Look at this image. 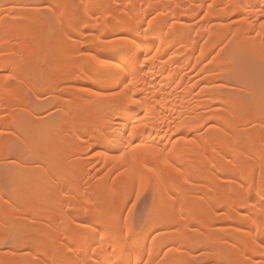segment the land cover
I'll list each match as a JSON object with an SVG mask.
<instances>
[{
	"label": "bare ground",
	"instance_id": "1",
	"mask_svg": "<svg viewBox=\"0 0 264 264\" xmlns=\"http://www.w3.org/2000/svg\"><path fill=\"white\" fill-rule=\"evenodd\" d=\"M262 23L264 0H0V264H264Z\"/></svg>",
	"mask_w": 264,
	"mask_h": 264
},
{
	"label": "snow or ice",
	"instance_id": "2",
	"mask_svg": "<svg viewBox=\"0 0 264 264\" xmlns=\"http://www.w3.org/2000/svg\"><path fill=\"white\" fill-rule=\"evenodd\" d=\"M260 27L262 29H264V23H262L260 25ZM8 78L9 79H12L13 77L12 76H9ZM133 103H136V101H133ZM141 126H144V125H141ZM136 130H137V128L136 127H133L132 134H135ZM141 150H143L146 154L151 155L153 158H155L157 155H159V154L162 153V149H160L158 147L151 146V145H146V144L136 145L135 147H132L131 148V152L133 154H136L137 152H139ZM124 154L126 155L127 153H124ZM118 158H120V157H118ZM165 163H166V161H165ZM145 167L147 168L146 165H145ZM176 171L178 172L179 170L176 169ZM147 172L154 174V169L153 168H147ZM141 183H142V186H143V178H142ZM97 247L98 248H102L103 247V244L101 243V244L97 245Z\"/></svg>",
	"mask_w": 264,
	"mask_h": 264
},
{
	"label": "rangeland",
	"instance_id": "3",
	"mask_svg": "<svg viewBox=\"0 0 264 264\" xmlns=\"http://www.w3.org/2000/svg\"><path fill=\"white\" fill-rule=\"evenodd\" d=\"M137 195H138V194H137ZM144 201H145V202H144ZM144 201L141 202V203H143V205H145L144 208H143V205L141 204L142 207L140 206L139 209H138L139 211L137 212L138 214H140V212H141V214H140L141 217H140L138 214L136 215V219H137V222H138V223H139L140 221H142V220H141V219H142V215L145 214V212H146L145 210H147V207L149 208V206H150V205L148 206L147 204H150V203H151L149 199H144ZM132 204H133V202H132ZM146 206H147V207H146ZM140 208H142V209H140ZM141 210H142L144 213H142ZM138 216L140 217L139 220H138ZM201 261H202V263H201ZM200 264H206V262L202 259V260H200Z\"/></svg>",
	"mask_w": 264,
	"mask_h": 264
}]
</instances>
